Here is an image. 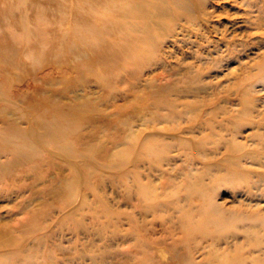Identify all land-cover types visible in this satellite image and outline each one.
I'll return each mask as SVG.
<instances>
[{"label":"rangeland","instance_id":"obj_1","mask_svg":"<svg viewBox=\"0 0 264 264\" xmlns=\"http://www.w3.org/2000/svg\"><path fill=\"white\" fill-rule=\"evenodd\" d=\"M148 1L0 0V264H264V0Z\"/></svg>","mask_w":264,"mask_h":264},{"label":"bare ground","instance_id":"obj_2","mask_svg":"<svg viewBox=\"0 0 264 264\" xmlns=\"http://www.w3.org/2000/svg\"><path fill=\"white\" fill-rule=\"evenodd\" d=\"M138 1L139 0H126V2L129 3V4H134L135 3L137 7L140 6L143 3L150 2L148 0L142 1V2H138ZM186 1L188 3V6H192L191 0H186ZM152 3L158 5L159 14L163 13L165 11L164 9H167V8L170 7V4L166 3L164 0H156V1H153ZM131 6L132 5H128L127 4V6H126V11L127 12H131L133 10V8ZM156 16H158V14H156ZM149 22L150 21L146 20L145 24L147 25ZM184 140L188 141V140H191V139H184ZM146 151L151 153V154L154 153L155 155H157V157H160V156L165 154V149H163V148L162 149H158V148L151 147V146H147ZM7 166L8 165H5L3 167L6 169ZM0 171H4V170H2L0 168ZM197 171H199V169L195 170V172H197ZM202 174H203V170L200 173H198L197 176H194L193 174H191L188 177L189 181L193 184V187H192L193 193H195V192L198 193L197 198H199L198 199L199 201H203L204 198H207L205 196V190L202 189V187L199 186ZM232 176H233V173H230L229 174V178H232ZM207 206H208V204H207ZM202 216H203V218H202L201 221L199 220L198 225L199 226H205V227L210 226V224L214 225L215 227L221 226L223 224L224 227H227L229 225V222H232L233 220H237V217L233 218V216L223 215L216 209H213V210L211 209V210L204 211ZM249 228L250 227H248V229ZM251 231H253V230H251ZM136 244H138V243H136Z\"/></svg>","mask_w":264,"mask_h":264}]
</instances>
